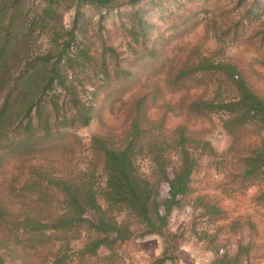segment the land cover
<instances>
[{
	"label": "trees",
	"instance_id": "16d2710c",
	"mask_svg": "<svg viewBox=\"0 0 264 264\" xmlns=\"http://www.w3.org/2000/svg\"><path fill=\"white\" fill-rule=\"evenodd\" d=\"M40 1L44 6L38 21H33L31 26L41 30L56 19L57 9L68 0ZM69 1H75V9L82 4L105 10L112 6L111 0ZM11 9L9 13L5 3L0 5V173L6 168H16L14 177L7 180V198L0 196L3 235L0 247L5 254L11 253L13 242H26L22 235L30 234L27 243L45 242L52 234L67 232H72L71 238H79L83 224L104 237L88 240L78 251L80 259L97 257L98 249L110 239L111 242L131 240L135 236L134 226L141 228L136 232L137 237L163 238L167 254L175 238L167 231L174 209L188 204L200 210V216L208 223L221 219L223 212L218 206L205 201L203 196L191 197V178L197 166L193 154L196 151L198 158L209 157L213 162L218 155L208 141L189 132L186 124L167 129L170 112L180 111L195 118L223 114L222 129L235 140L228 151L237 154L238 174L232 183H238L240 188L259 184L262 190L256 200L264 201V96L250 86L242 65L215 60L218 52L199 56L197 48L183 59L162 62L159 53L151 48L145 49L144 57L159 61L150 74L163 71V81L151 79L149 74L139 77L144 68L135 70L140 58L134 46L145 39L152 26L140 18L138 30L127 32L132 38L126 44L132 54L127 61L122 59L127 51L120 53L107 37L101 38L99 70L91 65V56L76 40V21L62 34L54 26L53 44L47 52L34 56L23 52L20 56L23 49L18 33L23 21ZM91 85L94 88H88ZM210 85H214L212 98L188 99L187 93L192 88ZM136 88L140 91L124 101ZM165 92L178 93L179 103L159 105L157 100ZM100 96L109 105L118 104L113 109L122 111L123 128L117 131L110 127L104 133L92 135L86 166L76 172H64L61 163L57 165L45 154L61 148L70 130L90 124L98 115L96 100ZM248 125L258 134V144L250 151L237 143L238 134ZM171 153L177 156V162L169 167ZM34 158L40 159L39 165L30 164ZM146 159L151 164L149 174L138 169V162ZM101 176H104L102 187L98 185ZM161 183L167 187L163 197L158 191ZM56 194L61 197L64 212L50 216L49 223L43 224L41 214L45 203ZM43 229L53 233L46 236ZM9 233L13 236L10 239ZM201 234L209 238L205 232Z\"/></svg>",
	"mask_w": 264,
	"mask_h": 264
},
{
	"label": "rangeland",
	"instance_id": "374dc122",
	"mask_svg": "<svg viewBox=\"0 0 264 264\" xmlns=\"http://www.w3.org/2000/svg\"><path fill=\"white\" fill-rule=\"evenodd\" d=\"M129 1L132 0H111L112 6L105 10L88 4L77 5L78 9H75V1L68 0L57 9L56 19L41 30L38 26L33 28L31 23L38 21L41 7L44 6L42 1L0 0V5L5 3L9 13L13 7L22 18V30L18 33L23 49L20 56L47 52L53 44V28L56 27L60 34L66 33L76 21V40L91 56V65L99 70L101 38L106 40L107 37L109 43L124 53L128 49L126 44L132 41L127 32L130 29L138 30L137 19L140 18L152 26L145 39L134 46L140 58L135 70L144 68L139 72V77L149 74V78H157L162 83L165 76L163 71L150 74L151 68L159 60L144 57L145 49L154 48L162 62H169L183 59L193 48H197L199 56L218 52L215 60L234 61L242 65L250 86L264 96V0H139L135 4ZM131 55L127 51L122 59L127 61ZM139 91L138 88L134 89L125 96L124 101L131 100ZM165 93L157 100L159 105L162 102L169 105L179 103L181 97L178 93ZM187 94L191 100L212 98L214 85L192 88ZM148 100H151V96ZM96 105L98 115L88 126L70 130L61 148L45 154L57 165L61 163L64 172H76L86 166L92 135L104 133L110 127L117 131L123 128L122 111L113 109L118 104L109 105L100 96ZM221 117L225 116L217 113L206 118H195L179 111L170 112L166 119L167 129L186 124L189 132L208 141L218 155L213 162L209 157L198 158L196 151L193 154L197 166L191 178V197L203 196L205 201L218 206L223 212L221 219L208 223L206 218L200 216V210L185 204L181 209H174L169 217L167 231L175 238L167 254L164 253L167 246L163 238L154 235L137 237L136 232L141 228L134 226L135 236L131 240L111 242L110 239L108 244L98 249L97 257L81 259L78 251L84 244L90 239L104 236L87 224L81 226L79 238H71L72 232L52 234L53 231L43 229L46 236L52 234L48 241L27 243L31 239L27 234L21 237L26 242H13L10 245L9 254H5L4 248L0 247V264H264V201L256 200L262 187L252 184L240 188L238 183H232L238 174L237 154L233 155L228 149L235 140L222 129ZM239 134L237 143L243 150L250 151L258 144V134L253 126H245ZM39 160L34 158L30 164L39 165ZM176 162L177 156L171 153L169 167ZM150 165L147 159L140 160L138 169L143 174H149ZM15 169L6 168L0 173V196L7 198V180L14 177ZM103 180L104 176L99 177L100 187L104 185ZM158 191L160 197L165 196L166 185L159 184ZM61 204L60 196L51 195L50 202L45 203L46 208L42 211L41 223L47 224L50 216L63 214ZM202 232L209 238L202 237ZM8 237L13 236L9 233ZM0 238H3L1 231ZM162 259V262H158Z\"/></svg>",
	"mask_w": 264,
	"mask_h": 264
}]
</instances>
